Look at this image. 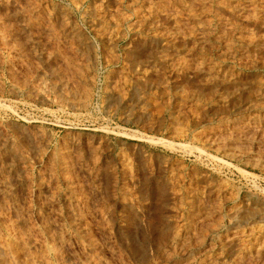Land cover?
<instances>
[{
    "label": "rangeland",
    "instance_id": "1",
    "mask_svg": "<svg viewBox=\"0 0 264 264\" xmlns=\"http://www.w3.org/2000/svg\"><path fill=\"white\" fill-rule=\"evenodd\" d=\"M0 264H264V0H0Z\"/></svg>",
    "mask_w": 264,
    "mask_h": 264
},
{
    "label": "bare ground",
    "instance_id": "2",
    "mask_svg": "<svg viewBox=\"0 0 264 264\" xmlns=\"http://www.w3.org/2000/svg\"><path fill=\"white\" fill-rule=\"evenodd\" d=\"M238 227V226H237Z\"/></svg>",
    "mask_w": 264,
    "mask_h": 264
}]
</instances>
